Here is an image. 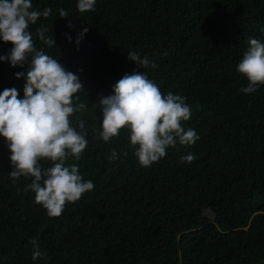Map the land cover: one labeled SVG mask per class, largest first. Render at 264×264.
Masks as SVG:
<instances>
[{
    "label": "trees",
    "instance_id": "1",
    "mask_svg": "<svg viewBox=\"0 0 264 264\" xmlns=\"http://www.w3.org/2000/svg\"><path fill=\"white\" fill-rule=\"evenodd\" d=\"M77 4L32 0L34 9L52 11L29 30L37 49L84 85L76 103L86 110L71 119L77 129L76 118L84 121L88 145L67 164L94 189L49 217L25 190L31 178L10 179L11 153L0 136V264H264V85L244 93L248 80L237 71L249 39L264 41V0H96L83 13ZM41 26L56 47L40 41ZM12 47L0 40V56ZM128 51L157 67L143 69ZM29 62L0 61V93L16 88L23 98L25 80L15 74ZM134 70L162 93L186 98L192 115L183 126L199 136L149 167L139 164L127 129L108 142L99 135L100 98ZM113 150L117 159L109 161ZM187 154L196 158L182 161ZM32 239L44 256L33 259Z\"/></svg>",
    "mask_w": 264,
    "mask_h": 264
},
{
    "label": "clouds",
    "instance_id": "2",
    "mask_svg": "<svg viewBox=\"0 0 264 264\" xmlns=\"http://www.w3.org/2000/svg\"><path fill=\"white\" fill-rule=\"evenodd\" d=\"M95 3L96 0H78L77 8L82 13L94 11ZM51 11L34 9L32 0H0V40L13 45L10 54L0 56V61L23 67L30 58L27 72L15 74L17 79L25 80L23 98H19L16 88L0 93V136L11 153L10 179L15 182L21 177L31 178L25 190L35 193V202L46 209L49 217H59L67 203L79 201L94 189V184L84 179L78 165L67 164L70 157L80 160L88 145L84 121L76 118L78 130L71 119L86 110L84 103H76V94L84 85L58 59L38 50L29 30L39 18L49 17ZM67 16L66 10L59 9V17ZM47 31L41 26L36 33L43 44L56 47L55 39L46 36ZM87 32L88 28H84L78 34L77 45ZM128 59L143 69L157 67L148 56L141 57L135 51H128ZM237 71L248 80V86L241 89L244 93H253L264 85V41L249 39ZM112 91V95L99 100L103 115L99 135L108 142L127 129L141 166L149 167L164 158L169 147L192 145L199 139L195 130L183 126L192 115L186 98L162 93L145 71L125 73ZM195 158L194 154H187L182 161L191 163ZM108 159H117L115 150ZM42 160L50 161L51 166L44 167ZM30 243L33 259L45 255L38 239Z\"/></svg>",
    "mask_w": 264,
    "mask_h": 264
}]
</instances>
